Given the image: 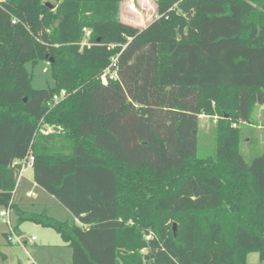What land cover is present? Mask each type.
I'll list each match as a JSON object with an SVG mask.
<instances>
[{
	"label": "trees",
	"instance_id": "obj_1",
	"mask_svg": "<svg viewBox=\"0 0 264 264\" xmlns=\"http://www.w3.org/2000/svg\"><path fill=\"white\" fill-rule=\"evenodd\" d=\"M49 1L0 0V207L15 232L52 229L71 264L264 259V150L247 163L238 130L264 106V0H156L142 29L120 21L122 0ZM116 55L119 81L103 82ZM41 60L54 84L34 89L25 65ZM200 116L218 118L212 157L197 156ZM29 150L34 183L78 224L13 202Z\"/></svg>",
	"mask_w": 264,
	"mask_h": 264
},
{
	"label": "rangeland",
	"instance_id": "obj_2",
	"mask_svg": "<svg viewBox=\"0 0 264 264\" xmlns=\"http://www.w3.org/2000/svg\"><path fill=\"white\" fill-rule=\"evenodd\" d=\"M43 1L53 3L49 0ZM155 1L122 0L120 21L140 29L145 28L156 16ZM25 68L31 74L32 88L44 89L53 86L50 67L46 61L41 60L35 66L28 63ZM217 128V117L200 116L197 132V156L199 158L212 157L215 154ZM238 130L239 152L244 160L249 163L264 150V106H254L250 123L240 124ZM32 180L33 169L27 170L19 181L13 197L15 204L24 211L38 213L45 210L48 216L56 220L78 224L76 218L67 208L58 203L40 186L33 184ZM28 192L32 193L31 197L26 196ZM3 210L4 207H0V212ZM11 222L13 226L16 225L13 212H11ZM18 230L20 231L18 236L24 241H29L32 237L35 238V241L26 246L16 243L9 244L4 235L7 232V227L5 221L0 217V264H71V250L67 246H60L63 241L52 229L25 222L19 225ZM197 255L201 260L204 258L211 260V264H230V256L226 252L204 251L198 252ZM246 263L264 264V259H261L258 253H249L246 257Z\"/></svg>",
	"mask_w": 264,
	"mask_h": 264
},
{
	"label": "built area",
	"instance_id": "obj_3",
	"mask_svg": "<svg viewBox=\"0 0 264 264\" xmlns=\"http://www.w3.org/2000/svg\"><path fill=\"white\" fill-rule=\"evenodd\" d=\"M125 46H122V49H124ZM118 57L119 55H116L114 57H111L109 65L103 70L101 74V79L103 82L106 81H119V65H118ZM65 94V92H61L58 95H54L52 97V100L47 104L48 107H52L57 101L61 99V97ZM50 132V129H43L41 130L42 134H48ZM35 157L31 150L28 151L26 157L21 160H15L12 163V167L17 168V182H16V188L19 184V181L22 179L24 173L27 170H32L34 167ZM15 195V194H14ZM27 197H31L32 193L28 192L26 194ZM11 208L5 207L3 211L0 212V217L2 220L5 221L7 232L5 233L7 242L10 243H16L21 246H26L28 243L33 242L35 240L34 237H32L29 241H24L14 230V226L11 222ZM144 252V251H142Z\"/></svg>",
	"mask_w": 264,
	"mask_h": 264
},
{
	"label": "crops",
	"instance_id": "obj_4",
	"mask_svg": "<svg viewBox=\"0 0 264 264\" xmlns=\"http://www.w3.org/2000/svg\"><path fill=\"white\" fill-rule=\"evenodd\" d=\"M155 7H156V6H155ZM135 27H136V26H135ZM141 29H142V28H141ZM32 182H33V184H35L33 180H32ZM35 185H36V184H35ZM18 206H19V205H18ZM19 207H20V206H19ZM38 213H39V212H38ZM18 232L20 233L19 230H18ZM4 234H5V233H4ZM26 241H28V240H26ZM34 241H35V240H34ZM34 241H33V242H34ZM60 244H61L60 246H66V245H65L64 243H62V242H61ZM48 245H50V244H48Z\"/></svg>",
	"mask_w": 264,
	"mask_h": 264
},
{
	"label": "water",
	"instance_id": "obj_5",
	"mask_svg": "<svg viewBox=\"0 0 264 264\" xmlns=\"http://www.w3.org/2000/svg\"><path fill=\"white\" fill-rule=\"evenodd\" d=\"M47 5H49V4L47 3ZM24 101H25V99H24ZM173 231H174V234H175V231H176V230H175V225H173ZM149 256H150V255H145V258H144V259H145V260L148 259Z\"/></svg>",
	"mask_w": 264,
	"mask_h": 264
}]
</instances>
